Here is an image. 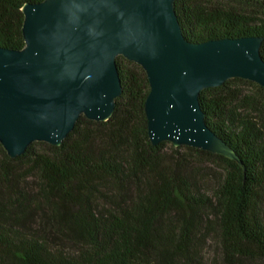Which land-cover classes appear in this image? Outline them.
I'll return each mask as SVG.
<instances>
[{
	"label": "trees",
	"instance_id": "trees-1",
	"mask_svg": "<svg viewBox=\"0 0 264 264\" xmlns=\"http://www.w3.org/2000/svg\"><path fill=\"white\" fill-rule=\"evenodd\" d=\"M40 1L0 0V47L25 46L22 8ZM175 10L193 42L264 38V0H175ZM260 51L264 59V41ZM116 60L122 95L109 120L81 115L60 146L35 141L16 158L0 142V261L202 264L199 240L215 229L232 259L264 257V87L232 78L200 93L206 123L239 164L187 145H153L147 74ZM245 83L258 93L239 90Z\"/></svg>",
	"mask_w": 264,
	"mask_h": 264
},
{
	"label": "water",
	"instance_id": "water-1",
	"mask_svg": "<svg viewBox=\"0 0 264 264\" xmlns=\"http://www.w3.org/2000/svg\"><path fill=\"white\" fill-rule=\"evenodd\" d=\"M22 10L25 46L0 47V142L10 157L35 141L60 146L81 115L109 120L122 95L121 55L147 74L153 145H187L242 164L206 123L199 97L232 78L264 87L263 37L193 42L175 0H42Z\"/></svg>",
	"mask_w": 264,
	"mask_h": 264
},
{
	"label": "rangeland",
	"instance_id": "rangeland-1",
	"mask_svg": "<svg viewBox=\"0 0 264 264\" xmlns=\"http://www.w3.org/2000/svg\"><path fill=\"white\" fill-rule=\"evenodd\" d=\"M252 12L254 13L253 10ZM238 89L242 90L243 93H258L256 87L246 83L238 84ZM259 98H261L262 102H264V97L259 96ZM171 151L172 149L170 145L165 146L166 157L170 156L172 153ZM207 165L212 169L214 168L216 171H220V168L216 165H212L211 163H207ZM27 184L31 187H34V178H30ZM208 188L210 191L212 189V185H210ZM32 190H34V188ZM199 243L200 252L196 256L201 260L202 264H264V257L260 256L259 254L236 257V259H232L231 257L227 256V253L220 240V235L216 229L214 231H206L201 237V240H199ZM0 264L3 263L0 261Z\"/></svg>",
	"mask_w": 264,
	"mask_h": 264
}]
</instances>
